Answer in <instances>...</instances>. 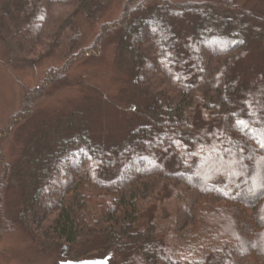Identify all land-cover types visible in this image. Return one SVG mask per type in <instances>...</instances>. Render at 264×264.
Here are the masks:
<instances>
[{
	"label": "trees",
	"instance_id": "trees-1",
	"mask_svg": "<svg viewBox=\"0 0 264 264\" xmlns=\"http://www.w3.org/2000/svg\"><path fill=\"white\" fill-rule=\"evenodd\" d=\"M65 2L20 0L15 33L28 51L41 54L51 8ZM70 2L88 16L102 8ZM218 2L124 0L87 47L44 72L0 136L112 29L129 59L138 119L116 145L94 140L83 119L50 142L30 141L13 217L1 209L8 163L0 175L4 229L21 222L39 252L57 246L76 264L86 245L106 264H264V91L240 85L245 37L219 19ZM244 13L264 23L261 12Z\"/></svg>",
	"mask_w": 264,
	"mask_h": 264
},
{
	"label": "rangeland",
	"instance_id": "rangeland-1",
	"mask_svg": "<svg viewBox=\"0 0 264 264\" xmlns=\"http://www.w3.org/2000/svg\"><path fill=\"white\" fill-rule=\"evenodd\" d=\"M70 1L52 6L39 48L41 54L37 56L27 50L15 33L23 18L18 9L20 0H0V133L22 108L25 93L41 81L44 72L87 47L101 24L117 17L124 2L95 0L102 8L88 16ZM212 1L221 3L219 19L229 17L231 31L245 37L244 53L235 65L240 85L264 91V23L255 22L244 13L254 9L264 14V0ZM119 38L120 31L112 29L98 51L78 57L65 71L64 78L47 84L35 100L31 99L32 113L14 124L8 134L0 136V175L3 165L9 164L8 182L1 195L4 217H13L22 207L27 189L22 171L30 141L41 135L45 142H50L68 129L77 130L83 119L94 140L116 145L128 126L137 122L135 110L139 109L140 100L133 92L129 59L120 49ZM31 235L21 222L4 229L0 221V264H76L57 246L39 252V241ZM88 246L78 249L83 260L77 264H106L103 259H93Z\"/></svg>",
	"mask_w": 264,
	"mask_h": 264
},
{
	"label": "snow or ice",
	"instance_id": "snow-or-ice-1",
	"mask_svg": "<svg viewBox=\"0 0 264 264\" xmlns=\"http://www.w3.org/2000/svg\"><path fill=\"white\" fill-rule=\"evenodd\" d=\"M239 123L242 124V125L244 124L243 121H240ZM245 127H246V125H245ZM260 147H261V148H264V141H262V142L260 143Z\"/></svg>",
	"mask_w": 264,
	"mask_h": 264
}]
</instances>
